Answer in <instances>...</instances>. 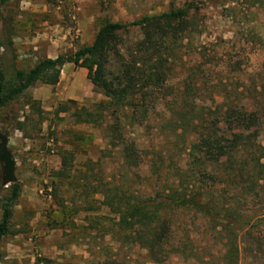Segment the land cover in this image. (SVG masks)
<instances>
[{"label": "rangeland", "instance_id": "rangeland-1", "mask_svg": "<svg viewBox=\"0 0 264 264\" xmlns=\"http://www.w3.org/2000/svg\"><path fill=\"white\" fill-rule=\"evenodd\" d=\"M185 5V28L174 41L151 28L146 35L139 26H128L116 32L107 53V78L117 75L122 63H139L155 49L162 56L170 53L165 81L133 92L134 106L122 110L139 115L133 122L120 120L121 134L138 153L136 165L124 162L120 148L108 141L104 125L120 116L111 106L99 119L101 126L72 116L74 107L108 101L83 67L64 63L54 85L37 81L0 109V131L7 134L19 186L0 241V264H223L225 239L192 210L170 217L172 251L160 259L147 257L122 237L115 209L100 191L107 183L126 195L152 194L171 167H188L185 148L191 136L176 125L182 84L190 75L203 92L185 96L188 100L206 103L225 88L238 91L232 98L264 106V0H7L0 6V62L5 72L27 69L43 57L90 44L105 22L129 23ZM139 104L145 113L135 111ZM258 140L264 144V125ZM63 153L70 155L69 176L59 179L54 172ZM150 162L161 169L157 177L149 173ZM262 214L264 194L235 222L239 249L244 248L237 264L262 259L245 252L254 248L245 235L252 221V236L264 243V220L254 221Z\"/></svg>", "mask_w": 264, "mask_h": 264}, {"label": "trees", "instance_id": "trees-1", "mask_svg": "<svg viewBox=\"0 0 264 264\" xmlns=\"http://www.w3.org/2000/svg\"><path fill=\"white\" fill-rule=\"evenodd\" d=\"M6 1L0 0V6ZM188 9V5L171 8L129 23L105 22L97 29L90 44L81 46L71 54L43 57L27 69L13 68L5 72L0 62V109L16 100L37 81L54 85L64 63L83 67L87 71L89 83L100 90L108 101L93 103L91 108L74 107L72 116L81 122L101 126L99 119L111 106L112 113L118 112L120 116L113 117V124L104 125L109 133L108 141L120 148L124 162L136 165L138 153L132 141H126L121 134L120 120L128 118V122H133L139 115L134 109L130 114L122 110L134 106L130 101L133 92L155 88L165 81L170 53L162 56L155 49L139 57V63H122L118 74L112 78L105 76L107 53L112 49L116 32L128 26H139L146 35L151 28L159 34L170 35L174 41L177 32L185 28L183 20ZM7 44H10V40H7ZM2 45L0 39V48ZM192 75L182 84L183 96L178 104L176 125L181 133L186 131L191 136L185 148L188 167H171L170 172L165 173L164 185L152 194L126 195L120 188L108 186L107 183L102 184L100 192L115 209L116 224L122 237L143 249L147 257L160 259L166 256L173 246L170 217L180 211L192 210L204 219L211 231L216 230L225 239L220 252L222 263L237 264L238 255L244 248L239 249L234 224L241 219L242 214H246L253 199L264 194V144L258 140L264 125V106L232 98L238 91L225 88L214 91L218 93H214L216 95L211 96L206 103L193 100L192 97L188 100L185 96L203 92L192 81ZM135 108V111L142 110L143 105L139 104ZM145 111L143 108L142 113ZM69 160V153L60 156V167L54 172L57 178L66 179L69 176ZM160 170L158 164L150 162L151 175L157 177ZM2 188L0 241L8 232L11 207L19 192L16 181ZM263 220L264 214L254 218L256 222ZM247 224L249 220L244 222V226ZM253 225L255 223L252 221L245 229V235L254 241V248L248 247L245 252L254 259L261 254L262 259L257 260L256 264H264L263 237L252 236L250 227Z\"/></svg>", "mask_w": 264, "mask_h": 264}, {"label": "water", "instance_id": "water-1", "mask_svg": "<svg viewBox=\"0 0 264 264\" xmlns=\"http://www.w3.org/2000/svg\"><path fill=\"white\" fill-rule=\"evenodd\" d=\"M7 134L0 131V186L5 187L16 181L14 162L7 147Z\"/></svg>", "mask_w": 264, "mask_h": 264}]
</instances>
